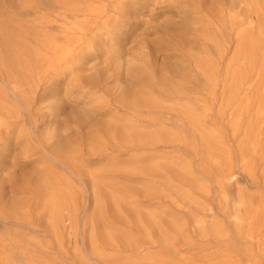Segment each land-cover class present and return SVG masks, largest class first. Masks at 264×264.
Instances as JSON below:
<instances>
[{"label":"rangeland","instance_id":"374dc122","mask_svg":"<svg viewBox=\"0 0 264 264\" xmlns=\"http://www.w3.org/2000/svg\"><path fill=\"white\" fill-rule=\"evenodd\" d=\"M0 264H264V0H0Z\"/></svg>","mask_w":264,"mask_h":264}]
</instances>
